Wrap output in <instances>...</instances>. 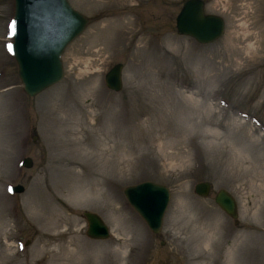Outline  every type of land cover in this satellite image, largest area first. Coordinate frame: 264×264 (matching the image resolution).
<instances>
[{
    "label": "rangeland",
    "instance_id": "374dc122",
    "mask_svg": "<svg viewBox=\"0 0 264 264\" xmlns=\"http://www.w3.org/2000/svg\"><path fill=\"white\" fill-rule=\"evenodd\" d=\"M68 1L89 22L62 80L29 96L15 2L0 0V264H65L69 244L75 264H264V0H206L226 23L209 44L178 33L185 0ZM120 62L114 91L105 75ZM143 181L171 191L158 234L124 193ZM86 211L109 238L88 236Z\"/></svg>",
    "mask_w": 264,
    "mask_h": 264
},
{
    "label": "water",
    "instance_id": "95a60500",
    "mask_svg": "<svg viewBox=\"0 0 264 264\" xmlns=\"http://www.w3.org/2000/svg\"><path fill=\"white\" fill-rule=\"evenodd\" d=\"M205 6V0L184 1L176 18L179 34L193 37L202 44L215 42L223 36L225 19L221 15L206 13ZM15 7L14 54L24 90L29 96H35L62 80V54L85 30L89 19L68 0H16ZM123 66V63H117L106 74L105 83L114 91H120L123 86ZM32 164L31 158L25 160L27 167ZM14 189L22 192L24 186L17 185ZM195 191L198 195L208 196L212 184L199 182ZM124 193L150 228L159 233L170 203V189L157 182L144 181L127 186ZM215 201L228 215L237 218V200L227 189H220ZM84 214L88 220L89 237L106 239L110 236V229L102 217L89 211Z\"/></svg>",
    "mask_w": 264,
    "mask_h": 264
},
{
    "label": "bare ground",
    "instance_id": "6f19581e",
    "mask_svg": "<svg viewBox=\"0 0 264 264\" xmlns=\"http://www.w3.org/2000/svg\"><path fill=\"white\" fill-rule=\"evenodd\" d=\"M96 194V192H91V194ZM90 194V195H91ZM73 255V249L71 248V244H69L67 246V255L64 257V258H61V259H64L65 261V264H67L68 261H70L72 264H75L74 260H73V257H71Z\"/></svg>",
    "mask_w": 264,
    "mask_h": 264
},
{
    "label": "snow or ice",
    "instance_id": "6c2138e0",
    "mask_svg": "<svg viewBox=\"0 0 264 264\" xmlns=\"http://www.w3.org/2000/svg\"><path fill=\"white\" fill-rule=\"evenodd\" d=\"M15 27V25L13 24V28Z\"/></svg>",
    "mask_w": 264,
    "mask_h": 264
}]
</instances>
